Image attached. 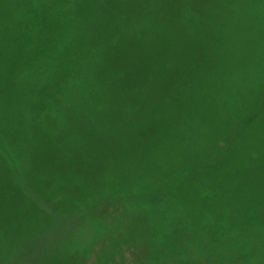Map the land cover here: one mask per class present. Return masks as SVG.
I'll list each match as a JSON object with an SVG mask.
<instances>
[{
  "label": "rangeland",
  "instance_id": "rangeland-1",
  "mask_svg": "<svg viewBox=\"0 0 264 264\" xmlns=\"http://www.w3.org/2000/svg\"><path fill=\"white\" fill-rule=\"evenodd\" d=\"M135 20L120 121L82 42ZM173 262L264 264V0H0V264Z\"/></svg>",
  "mask_w": 264,
  "mask_h": 264
},
{
  "label": "trees",
  "instance_id": "trees-1",
  "mask_svg": "<svg viewBox=\"0 0 264 264\" xmlns=\"http://www.w3.org/2000/svg\"><path fill=\"white\" fill-rule=\"evenodd\" d=\"M150 1L154 2V0ZM149 14L150 13L140 14L142 15L140 18H152L148 17ZM137 23L138 21L135 20L121 27L122 29L129 28L127 30L131 33L130 36L121 34V28H116L115 26H109L108 28L100 25L90 26L84 34L89 35V43L82 42V45L89 47L92 52L99 57L100 66L98 69L94 70L92 77L101 89L111 90V92L117 95V118L120 121L122 117L125 118V121L130 114H133L132 108L134 109L135 107L137 110L136 107H138V104L140 103V88L142 85L141 74L143 68H145V59H148L149 63L152 65L157 66L158 64H161L157 61V58L156 60L150 59V54L157 51L153 49L151 43L153 28L155 34L162 33L157 32L156 26H154L155 24L151 26H143L141 24L137 25ZM121 35L132 40L128 42L121 38ZM122 70L127 72V75L130 78L129 84L127 83V78L125 76H119V73ZM161 75V79L168 77L165 72ZM161 79L157 78V80ZM120 84L122 86H117ZM160 85L164 87L162 84ZM67 122L68 120L65 119V123ZM155 123L159 124L158 121H155ZM63 126L67 128L66 126L68 125L63 124ZM83 127L88 131L87 134H100V132L94 127L87 128V126L84 125L82 128ZM153 128L157 129L156 125L153 126L151 119H148L143 123H126L127 134H149L153 132Z\"/></svg>",
  "mask_w": 264,
  "mask_h": 264
},
{
  "label": "crops",
  "instance_id": "crops-1",
  "mask_svg": "<svg viewBox=\"0 0 264 264\" xmlns=\"http://www.w3.org/2000/svg\"><path fill=\"white\" fill-rule=\"evenodd\" d=\"M101 89V88H100ZM102 90V92L107 96V94H106V92L103 90V89H101Z\"/></svg>",
  "mask_w": 264,
  "mask_h": 264
}]
</instances>
